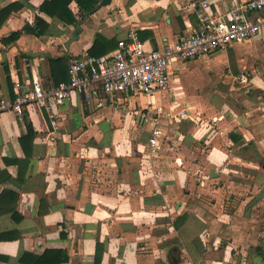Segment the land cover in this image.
I'll return each instance as SVG.
<instances>
[{"label": "crops", "instance_id": "crops-1", "mask_svg": "<svg viewBox=\"0 0 264 264\" xmlns=\"http://www.w3.org/2000/svg\"><path fill=\"white\" fill-rule=\"evenodd\" d=\"M44 1L0 0V11L12 7L0 26V99L28 91L33 74L50 85L49 59L88 53L97 35L118 41L135 30L151 50L197 26L189 0H99L83 17L72 4L76 25L41 12ZM207 1L216 14L229 6ZM36 17L47 23L40 36L30 31ZM164 92L141 97L146 105L134 94L73 95L57 127L34 107L0 113V264H264V82L247 99L199 103L203 116L165 115L151 155L153 123L141 110ZM24 117L35 137L22 146Z\"/></svg>", "mask_w": 264, "mask_h": 264}, {"label": "built area", "instance_id": "built-area-1", "mask_svg": "<svg viewBox=\"0 0 264 264\" xmlns=\"http://www.w3.org/2000/svg\"><path fill=\"white\" fill-rule=\"evenodd\" d=\"M225 14H216L207 0H189L196 15L197 26L175 42L161 49L146 50L135 30H130L125 39L117 41L116 48L101 56L88 53L73 55L68 60L69 80L59 86L45 85L33 74L28 91H19L13 102L0 99V113L12 111L22 116L28 108H37L47 113L51 124L58 126L57 113L73 95L87 101L103 92L109 97L136 95L151 97L169 90L171 62L208 56L246 41H261L264 44V0H228ZM247 13L255 14L253 19ZM176 103V102H175ZM142 108V119L152 120L148 146L151 155H156L164 138L163 117L169 119L188 116V110L173 114L161 113L160 107ZM157 111V112H156ZM176 114V115H175ZM174 116V117H173ZM191 116V115H190Z\"/></svg>", "mask_w": 264, "mask_h": 264}, {"label": "rangeland", "instance_id": "rangeland-1", "mask_svg": "<svg viewBox=\"0 0 264 264\" xmlns=\"http://www.w3.org/2000/svg\"><path fill=\"white\" fill-rule=\"evenodd\" d=\"M171 76L169 87L171 91L164 92L159 105L152 104V110L154 106L161 108V111L154 116L155 119L161 113L178 112L179 114L181 110H186V107L187 110H193L189 111L190 115L203 116L205 108L198 107L199 103L203 102L206 105V101L210 103V98L214 99V102L221 101L222 98H232L237 101L247 99L252 90L261 86V82H264V44L254 40L243 42L229 49L222 56H204L184 61L177 70L171 71ZM175 94L183 95L178 103H175ZM141 97L145 96L135 97L136 103L146 105L147 100H144L146 98ZM184 101L192 104L193 107L185 106ZM127 112L128 109L123 111V113ZM184 116L180 115L179 120ZM172 120L176 121L175 118ZM205 124L208 126V122ZM171 257L173 258V255Z\"/></svg>", "mask_w": 264, "mask_h": 264}, {"label": "trees", "instance_id": "trees-1", "mask_svg": "<svg viewBox=\"0 0 264 264\" xmlns=\"http://www.w3.org/2000/svg\"><path fill=\"white\" fill-rule=\"evenodd\" d=\"M99 0H46L40 6V11L44 12L50 17L58 18L60 22L64 24L76 25L78 19L74 15V9L71 7L72 4L75 5L77 11L80 13L81 17L85 14L91 13L97 7ZM74 7V8H75ZM12 7H7L0 11V26L5 21L9 15ZM47 28V23L43 21L40 17L35 18V27L30 30L34 35H42ZM21 32L13 33L8 39H4V43H10L17 41ZM117 45V41L106 40L102 36L97 35L91 48L88 50V54L92 56H101L112 51ZM70 55H65L55 59L50 58V73H51V84L54 86H59L61 83H67L69 80L68 71V60ZM26 58H29L26 56ZM10 95L14 98L12 85L9 86ZM15 100V98H14ZM26 122L27 133L20 137V143L23 146L25 142H32L35 137V133L32 126L27 122L26 117H24ZM9 194L5 192L4 196Z\"/></svg>", "mask_w": 264, "mask_h": 264}, {"label": "water", "instance_id": "water-1", "mask_svg": "<svg viewBox=\"0 0 264 264\" xmlns=\"http://www.w3.org/2000/svg\"><path fill=\"white\" fill-rule=\"evenodd\" d=\"M109 1H110V0H102L100 6H102V5L106 4V3H108ZM80 30H81L80 25H77L76 28H75V30H74V32H73V34H72V37H71V38L68 40V42H66V44H65V49H66V50L69 49V46H70V44H71L72 42L78 40V35H79V33H80Z\"/></svg>", "mask_w": 264, "mask_h": 264}]
</instances>
